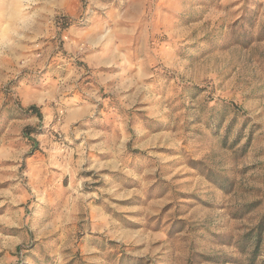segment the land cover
Listing matches in <instances>:
<instances>
[{
	"label": "rangeland",
	"instance_id": "rangeland-1",
	"mask_svg": "<svg viewBox=\"0 0 264 264\" xmlns=\"http://www.w3.org/2000/svg\"><path fill=\"white\" fill-rule=\"evenodd\" d=\"M263 221L264 0H0V264H264Z\"/></svg>",
	"mask_w": 264,
	"mask_h": 264
},
{
	"label": "trees",
	"instance_id": "trees-1",
	"mask_svg": "<svg viewBox=\"0 0 264 264\" xmlns=\"http://www.w3.org/2000/svg\"><path fill=\"white\" fill-rule=\"evenodd\" d=\"M25 113L28 115V116H37L39 118H42L43 115L40 111V108H38L37 106H31L29 107ZM30 134V133H29ZM30 136V135H28ZM263 225H264V221L260 224L259 226V231L258 232H254V236L255 234L257 235V244H256V248H255V251H254V255L257 253V251L259 250V241H260V236H261V230L263 229Z\"/></svg>",
	"mask_w": 264,
	"mask_h": 264
}]
</instances>
